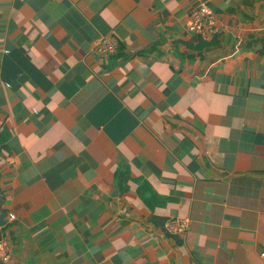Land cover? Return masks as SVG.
<instances>
[{"label": "crops", "instance_id": "crops-1", "mask_svg": "<svg viewBox=\"0 0 264 264\" xmlns=\"http://www.w3.org/2000/svg\"><path fill=\"white\" fill-rule=\"evenodd\" d=\"M2 241L9 264H264V0H0Z\"/></svg>", "mask_w": 264, "mask_h": 264}, {"label": "built area", "instance_id": "built-area-1", "mask_svg": "<svg viewBox=\"0 0 264 264\" xmlns=\"http://www.w3.org/2000/svg\"><path fill=\"white\" fill-rule=\"evenodd\" d=\"M187 29L195 33L203 40H210L218 33V23L213 10L206 4L194 10L187 21ZM118 50V42L113 36L101 39L94 47L97 55H114ZM10 221L16 220V215H9ZM190 220L186 217H177L167 222V229L175 235H184L189 228ZM264 257V253L262 254ZM12 260V254L7 250V243L0 242V262L9 264Z\"/></svg>", "mask_w": 264, "mask_h": 264}, {"label": "water", "instance_id": "water-1", "mask_svg": "<svg viewBox=\"0 0 264 264\" xmlns=\"http://www.w3.org/2000/svg\"><path fill=\"white\" fill-rule=\"evenodd\" d=\"M6 213H2L1 219H4Z\"/></svg>", "mask_w": 264, "mask_h": 264}]
</instances>
